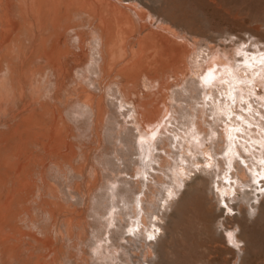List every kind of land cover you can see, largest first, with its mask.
Returning <instances> with one entry per match:
<instances>
[{
	"label": "rangeland",
	"instance_id": "1",
	"mask_svg": "<svg viewBox=\"0 0 264 264\" xmlns=\"http://www.w3.org/2000/svg\"><path fill=\"white\" fill-rule=\"evenodd\" d=\"M31 1L32 0H30V1L29 0H10V3L12 4V6L10 8V14L11 15L10 14L7 15L6 12H3L0 10L1 11L0 13H4V15L0 14V20H1V22L4 21L2 24L6 25L4 28L6 34L9 32L8 29L11 28L10 23L7 26L8 22H12V23L17 22V24L19 23L18 27H20V28H18L19 30L16 28H15L16 30L14 29L15 30L14 32H16V33H14L12 29H10V32H13V34L9 33V34H7V35L5 34L3 36L2 48L4 47V44H6L8 42L12 43L13 41H17V39H18V41L20 39L22 40V45L20 47V53H19L20 58L19 59H13L11 61L12 66L15 67L14 68L15 76H16L15 78L19 82L18 81H12L11 77H8V80L6 78H2V79L0 78V89H1L0 92L4 94V95L3 94L0 95V124H1L0 125V132H1L0 133V158H1L0 159L1 160L0 161V178L2 179V180L0 179V187H1V189H0V200H3L4 198H6L8 201H10L12 203V206H13L12 208H14L18 213V214H15L13 220H11L7 223H4L2 225V227L5 228V229L2 228V230H6V227H7V230H9V231L15 227L17 228V230H19V229L21 230V231L19 230V232L17 234L15 232L11 233L12 232L11 231L10 232L11 235L9 234V231H4L3 234L5 235L7 233V235L9 237L2 244H0V264H2V263L3 264H5V263L6 264H9V263L10 264H23L24 260H21V259L25 258L24 262H26L27 259L28 260L34 259L35 256L37 257V256L42 255L41 257H43L44 255L49 254V252L53 249V247H54L55 251L58 252V255L56 257H54V263L53 264H93V263L94 264H104L105 260L101 259V257H99V256L95 257V258L91 256L90 257V259L92 258L91 259L92 261H91L89 259V255L86 254V252L89 249L85 248L84 246L82 247L81 243H82V241L86 242L87 238L90 239V236L93 234L94 230H99V232L103 231V225L101 224V220L98 216L104 212L103 209L107 205L106 204V201H107L106 200L107 199L106 198L107 197L106 196L107 195L106 183L111 178V176H112L111 174H113V176H115L114 174L117 175L118 173H113L115 170L117 172L119 171V173H122V174H128L129 173L128 176L132 175L131 173H133L132 163L135 162L134 161L135 160L134 154H131L132 158L134 159V160L131 159L132 162H127V164L122 163L120 160L116 162V160L118 159L120 154L122 155V153H124L125 156L128 154V156H126V157H129L130 153H132V151L130 153H128L130 150V148H128L130 136H128V138H126L124 136V134H122V136H120V137L117 136L121 130L123 131V129H118L117 125H121V124L123 125L125 111H123V112L119 111L118 112V110H116L117 109L116 108V106H117L116 101L119 100L122 103L124 102L131 107V106H133V104L136 105L140 101L141 98H149L147 100H148V102H150L148 104V106L150 108L149 107L148 108L150 111H152L149 119L152 118L151 117L152 115H156V113L153 114V112H154L153 105H154V102H156V101L158 102V105H157L158 109L157 110H159L161 108L158 106H161V105L163 106V104H165V103H169V104L174 105L173 109L175 108V105H176L175 109L177 110L178 105L180 106V103H181L180 102L181 100L179 101L178 99L181 98L180 92H181V86L182 85H181V76H180L179 72H176V70H175V62L174 61H175L176 56L175 55L173 56V53L175 54V50L180 49L181 45L184 46L188 50L193 49L194 45L191 41V38L193 37L192 35H194V34H196L197 36L194 35L193 39H195V40L197 39L198 41H199V37L201 35L202 36H206V35L209 36L210 35V37H212L214 39L217 38L216 36L220 35V37L223 40H226V36L229 37L228 35L230 34V38H233V39L239 38V39L245 41L240 46L249 45L250 43L252 44L254 41L256 42L259 39L260 40L264 39V0H156V1L155 0L154 1H152V0H149V1L148 0H130L129 4L126 5L128 8L126 6L120 5L117 2V0H103V2H102V0H86L83 8H80L83 5V3L81 5V3H80L81 1L79 2V0H77V1L72 0L71 1V2H73L72 4H71L70 0L69 1L65 0L67 3L63 0H61V1H59V0L53 1L52 0L55 4H56L55 1H57V2L59 1L58 6L56 4V7L53 6L54 3H51L52 1H50V0H49L50 2H48L47 0H46L47 2L45 0L44 1L43 0H33V3H31ZM87 1L90 3L87 4L86 3ZM95 1H96V3L98 1V3L97 4L94 3ZM113 1H114V3H113ZM127 1H129V0H127ZM38 2H39V4H38ZM108 2L109 3L112 2V4L111 3L108 4L109 7L107 5ZM115 2L119 6V7L117 6L116 8H122L121 10H123V11H121L120 9H117V12H116V10L113 12L114 14L117 13L119 15L120 12L118 13V10H120L121 13L119 16H115L111 12L112 8H114L116 5ZM152 2H155V3L152 4ZM34 3L35 4L37 3L36 5H41V7L40 6H34L33 7V5H35ZM76 3L77 4L80 3V4H78L79 9L78 8L76 9V7H77ZM134 3H137L136 5H137L138 9H141L142 11L136 9L137 7L135 8L136 5H134ZM31 4H32V6H31ZM62 4H64V5L62 6ZM66 4L69 6V8L68 7L66 8ZM141 4H142V6H141ZM46 5L51 6V7H49V9L52 8V6H53L55 8V9H53L55 13L53 12L52 9H51L52 12L50 10L48 12V8H47L48 6L46 7ZM79 5H81V6H79ZM86 5H88V6H86ZM95 5H97L96 8H95ZM112 5H113V7L111 8ZM89 6H90V8L94 7V8H92L93 10L91 9L92 14L90 13ZM29 7H30V9L36 8L34 10L36 12H34L32 10L34 12V14L37 13L36 14L37 17L40 16L44 19H42V18L40 19L38 17L40 20L38 22L37 21L38 19L35 18L36 15L31 16V14H33V13H31V14L28 13V12H31L29 10ZM58 7H59V9L60 8L61 9L60 10L57 9ZM155 7H156V9H155ZM38 8L40 9L39 11H38ZM46 8H47V12L45 11ZM87 8L89 10L86 11ZM101 8H102V10H101ZM131 8L134 11L131 10ZM151 8H153L154 10ZM67 9L68 10L70 9V11H68ZM94 9H96L95 10L96 12H93ZM24 10H25V12H24ZM79 10H81V11H79ZM105 10L107 12H105ZM143 10H146V12ZM63 11H64V15H66L64 18V21H63L64 22L63 27H65L66 30L64 28V29H61L60 31H62V30L66 31L65 32L66 34L62 31V33H63L62 37H64L65 39L67 37V39H68V48H69L70 56H68L67 58L61 57L60 61L64 62L69 67V74L67 75L64 73L65 77L63 79L61 76H56V80L53 83V81H51V76H49V78L47 77L49 74V73H47V76L45 78V82H47V83L51 82V83H49V85L47 87L46 86L47 84L45 82H44L45 84L44 83L41 84V79L39 80V78H38L39 76L36 73H35L36 75L33 74L37 68L36 63L32 60L25 61V63H24V61L21 62L20 60L22 59L23 53H25L27 50V47H26V45H27L26 41L27 40L25 39V37H27L28 40L30 39L33 41H36V40L38 41L39 39H36V37H39L38 33H40L43 30L48 29L47 27H50V26H48V23L52 26V24H54L53 22H55V20H56L55 18H57V20H58V18L60 17L59 15H61V13H63ZM136 11L138 13H136ZM56 12H60V13L57 14ZM123 12H126L127 14H129L130 18L132 19V20L130 19L131 22L126 21L127 23H131V25H129L130 27H127L128 26L127 23L125 25L122 23L126 20L125 15H123L124 14ZM147 12L151 15L153 14L152 17L146 18V15L148 16ZM38 13L40 15H38ZM44 13H45V15H44ZM49 13H51V14L53 13V14L52 15L50 14V16H48ZM93 13H95V14H93ZM140 13L142 14L143 20L138 22L135 20L134 17L136 15H139ZM143 13L144 14L146 13L145 16H143ZM21 14L23 15V17L21 16ZM41 14H42V16H41ZM84 14H85V16H84ZM97 14H98V16H97ZM99 14H103V15L106 14V15H104L105 17L107 15H109V16H107L108 18H105L103 16L104 17L103 18V17H101L102 15H100V18H99ZM127 14H126V16H128ZM68 15L69 16L71 15L70 18L74 17V18H72L74 21L72 19H69V17H67ZM122 15L125 18V19L122 18L124 21L121 19ZM154 15H156V16H154ZM9 16L11 19L8 18ZM46 16H48V17H46ZM84 17H86V18H84ZM109 17H110V19H112V21L109 19ZM116 17H118V18H116ZM34 18L37 20H34ZM45 18H47V19L49 18V19L46 20ZM119 18L122 20V22H120L121 20ZM76 19H77V21H76ZM99 19L103 20V22H102L103 27L101 26V23H100L101 21H98ZM104 19L105 20L108 19L109 21H107V23H106V21ZM160 19H162L161 23L165 22L164 23L165 26L159 25V26H161V27H159L157 25L160 29L163 27L166 28V26H167L166 22H167L170 26H172L174 29H176V31L178 29V32H175V30L172 28L174 30L175 34L179 33V35L182 34L184 36V34L186 33L185 37H188V35H189V36H191V38L188 37L186 39L183 37L185 39V43H182L183 38L181 39L178 37L179 38V40H178L175 36L171 37V35H173L172 34L173 30L170 33V31H171L170 26H167L168 29L170 28L169 31L166 30L167 28L165 29L166 30L165 32H167V33L163 32L164 28L159 31V28L155 24H156V21H160ZM41 20L42 21L45 20L48 23L46 24L45 21H43V22H45V23H43ZM127 20H129V18ZM145 20H147V21L150 20L152 24H150V21L147 22ZM163 20H165V21H163ZM35 21L38 22V23L36 22L37 26H36ZM67 21L69 22V24L67 23ZM70 21H71V23H70ZM117 21H118V23H117ZM40 22H41V24H40ZM72 22H74V23L76 22L75 24H77V25H75ZM42 23L44 26L42 25ZM88 23H89V25H88ZM104 23L109 24L108 26H110L111 24H113V25L110 26L111 28L110 27L107 28L108 26L106 27V24H104ZM143 23H145L144 25H146V26L149 23L151 26L150 25L147 26L148 29L152 28L151 29L152 32L153 33L155 32L154 34H155V36H157V37H155L156 39H154V38L151 39L150 43L148 42V40H144L145 43L143 41L141 43V41H140L142 39L141 38L142 35L144 34V32L141 31L143 34H141V32H140V30H142L144 27V26L141 27V25H143ZM196 23L198 26L196 25ZM79 24H80V26H78ZM92 24H94V25H93V28L90 30V28H88V26H92ZM114 24H116V25H114ZM41 25H42V27H41ZM46 25H47V27H46ZM120 26H121V28H120ZM136 26H137V29L135 28ZM138 26H140L139 29H138ZM68 27H70L71 29ZM78 27H79V29H78ZM123 27L125 28V30ZM21 28H23V29H21ZM156 28L158 29L157 31H156ZM101 29L103 30L104 33L101 31ZM107 29H109V31H107ZM129 29L132 30L133 33ZM153 29H155V30L153 31ZM36 30H40L37 33L38 36H37V34L36 35L34 34V35H31L33 37L30 38V34H32V32L34 33ZM77 30L79 31V33H77ZM120 30H122V31H120ZM137 30L139 31L138 34H137ZM194 30H195V33L193 34ZM122 32L124 33V35ZM168 32H169V34H168ZM180 32H184V33H180ZM161 33H162V35H161ZM75 35L76 36L79 35L80 40H83V41H80L79 45L77 43H75V40H74ZM106 35L110 36L109 37L110 40L108 39V36H106ZM119 35L120 36L122 35L120 40L123 39L122 42H125L124 47L122 45H120V44H124V43H122L120 40H118ZM136 35H138V36H136ZM139 35H140V38H138ZM224 35H225V37H224ZM6 36H8V37H6ZM100 36L103 37L104 43L102 44V47L99 50L98 40H99ZM116 36L118 39L115 38ZM125 36H126L127 40L124 39ZM202 36L200 37V39L203 38ZM9 37H10V39H9ZM14 37H15V40H14ZM105 37L107 40H105ZM163 38L167 39V41H170V42H171V40H175L176 42L173 41L174 43H170V42H167ZM189 38H190V40H188ZM218 38H219V36H218ZM116 39H117V41H116ZM137 39H138V41H137ZM157 39H159V40H157ZM162 39L165 42L162 41ZM4 40H5V42L7 40H9V41L4 43ZM90 40H91V42H90ZM155 40H157V41L155 42ZM177 40L180 42H177ZM248 40L251 42H249ZM190 41H191L190 44H192V48H191V45L189 44ZM135 42H136V44L137 43H139V44L136 46ZM154 42L157 44L158 47H155L156 44L153 46ZM186 42L189 44V46ZM147 43L150 45L149 47L147 46ZM164 43H166V44L170 43V46H172V48H170L169 45L166 46V44H164ZM227 43H228V47H230L231 44L229 43V40H226L225 44L227 45ZM261 43L263 44V42H261ZM261 43L258 42L259 45L256 43V44H254V46L251 47L255 50V52L257 54L260 53L259 51L261 49H264V45L261 46ZM141 44H144V46L142 45L143 48L140 46ZM158 44H161V45H158ZM229 44H230V46H229ZM121 46H122V49L120 51ZM134 46L137 49V54L139 53L137 55L136 50H134L133 55L136 54L137 58L132 56V51L130 52V50ZM160 46H162V48ZM90 47H92V48H90ZM111 47L113 48V50L111 49ZM145 47L146 48L148 47L147 51L145 50ZM152 47L153 48L155 47V49L157 51L155 49H153ZM164 47L166 49L165 52H164V50H165ZM166 47H168V48H166ZM138 48H140V49L138 50ZM169 48H170V50L171 49H173V50L169 51L168 50ZM150 49H153V50L150 51ZM124 50H126V51H124ZM144 50L146 51L145 53H144ZM106 51H107V53H105ZM109 51H111V52H109ZM122 51H124V54L128 55V56H126L127 58L125 56H122V55H124L123 53H121ZM149 51L152 54L151 57L149 56L150 55ZM108 52L110 54H112V55H110L112 58H108V57H110L108 55ZM147 52H149V53H147ZM100 53L102 55V60L99 59ZM171 53H172V55H171ZM144 54H146V57H144L145 56ZM166 54H168V55H166ZM120 55L123 57V59L121 61H120V59H121ZM93 56H96L97 58H94ZM131 56L136 58V59L133 58V60H132ZM139 56H140V60L136 61L139 58ZM154 56H156V57H154ZM169 56H170V59L168 58ZM143 57L145 59L147 57L149 58V59H147L148 66L146 65L147 64L146 60H143L144 59ZM152 58H153V60L154 59L155 60L152 61L151 60ZM111 59L113 61H111ZM116 60H117V62H116ZM127 60L128 61L130 60V63ZM142 60L144 61L143 64H142ZM164 60L167 62H164ZM126 61L128 62V64ZM134 61H136V63L133 65ZM119 62H121V63H119ZM150 63H152L153 65ZM168 63H169V65H168ZM113 64H115V65H113ZM122 64H124V65L121 66ZM129 64H130V66H129ZM136 64H137V66L141 64L140 65L141 67L140 66L136 67ZM142 65H144V66H142ZM145 65H146V67H145ZM157 65L161 66V67H158ZM164 65H166V67L163 68ZM2 66H3V64L1 63L0 67H2ZM109 66H110V68L113 67V68H111L113 71H111ZM126 66L130 67L129 71H127V72H126V70L128 68L126 69L125 68ZM132 66L135 68H133ZM20 67H21V69H20ZM118 67H121V68H118ZM107 68L109 69V72H108ZM132 68L134 69V71L136 73L135 74L133 72V74L135 76H133L132 72H130L131 70L133 71ZM140 68H142V69H140ZM123 69H126V70L123 71ZM146 69L148 71L150 69V71L148 72ZM24 70H26V72ZM143 70L147 71L148 75H151L152 72L154 74L152 73L151 76H148L147 74H144L145 72H143ZM129 72H130V74H128ZM155 72H157V73H155ZM104 73H106V74H104ZM141 74H143V76H141ZM244 74H245L244 77H247L246 73H244ZM32 75H35V77L31 78ZM136 75L138 78L136 77ZM144 75H147L150 79H148V77H146ZM112 76H114V77H112ZM90 77L94 78V79H90ZM105 77H107L108 79ZM129 77H130V79H129ZM110 78H111V80H109ZM35 79H37V80L35 81ZM146 79H147V81H146ZM151 79L153 82L151 81ZM9 81L11 83L12 82H14V83L10 84ZM107 81H108V84H107ZM133 81H135V82H133ZM51 84H53V85H51ZM10 85H12L13 87H10ZM20 85H22V86H20ZM95 85H96V88H95ZM151 85H153V86H151ZM154 85H155V87H154ZM44 86H46V87H44ZM50 86H51V88H50ZM61 86L63 88V91L57 92L56 95L54 94L56 97V100H54V99L53 100H48V99L42 100V107H38V105H37V102L39 101L38 96L47 95V94H45V92L48 93V91L50 92L51 89H53V88L57 89V87L60 88ZM133 87L134 88L136 87L135 89L137 90V92ZM151 87H153L152 88L153 90L151 89ZM45 88H47V91L45 90ZM48 88H49V90H48ZM156 88H157V90H156ZM76 89H78L77 92H76ZM92 89H93V91H92ZM95 89H96V92H94ZM101 89H102V91H101ZM5 90H6V92H5ZM21 90H22V92H21ZM130 90H132V91H130ZM141 90H142V92H141ZM167 90H168V92H167ZM98 91H99V93L100 92L101 93L98 94ZM138 91H139V93H138ZM175 91H176V93H174ZM177 93L180 96V98L178 97ZM139 94H140V96H139ZM95 95H97V96H95ZM131 95H132V98H131ZM175 97H176V99H175ZM85 99H87V100H85ZM91 99H92V101H91ZM129 100H131V102ZM176 100H178V101L176 102ZM151 102L153 104H151ZM159 103H161V104H159ZM263 106H264V103H262V104L257 103L258 109L264 110ZM102 107H103V111L101 110ZM90 108L93 109V111ZM178 109H180V108H178ZM29 111H30V114H29ZM65 111H69V112L65 113ZM90 111H92V112H90ZM96 111L98 113V118H97ZM40 112H41V115H40ZM50 112H53L52 114H53V119L55 122L54 124H55V126H57L56 130H60V132L61 131H63V132L61 134L62 139H60V141L58 143V146L60 144H62L61 147L59 146L61 149L59 148V152L57 154L50 153V155H49L48 154L49 150H47V149H45L43 151L37 150L38 148H35L36 145L34 143H32V141L26 142L25 144L20 142V141H21V138L24 137V134L22 132H25L26 130L30 133V135H29L30 138L32 136L35 137V134L37 132H40V130H41L40 133H42L44 135L45 139L50 138V135H48L49 130L45 129L48 126L50 118H51ZM44 113H46V114L44 115ZM157 113H158V111H157ZM255 115L257 116L258 113H255ZM35 116H36V118H35ZM38 116H39V118H37ZM89 116H91V117H89ZM93 116H94V118H93ZM100 116L101 117L103 116L104 118L103 119L99 118ZM116 117L119 118L121 121H119L118 119H115ZM206 117H208V120L209 119H210V121L212 120V116L207 115ZM91 118H93V119L91 120ZM12 120H14V121H12ZM115 120L117 122L119 121V123L115 122ZM112 121H113V123H112ZM150 122H152V121H150ZM91 123L93 124V127H92ZM96 123H98V124H96ZM37 125L42 126L43 128L38 130V128L36 127ZM96 126H97V128L95 130ZM181 129H182V127H181ZM181 129H180V131H181ZM36 130H38V131H36ZM14 131H16V132H14ZM178 131H179V129H178ZM19 133L22 135L19 136L18 135ZM15 134H16V136H15ZM35 138H37V137H35ZM117 139L123 141V143H121L122 145H120V144L113 145ZM61 140H63V141L65 140L64 141L65 145H63V143H61L62 142ZM15 141H17V143ZM72 146H73V148H72ZM119 146H120V148H122V151H121V149L120 150L118 149ZM125 146H128V147H125ZM9 147H10V149H9ZM28 147H29V150H28ZM25 148H26V150H24ZM124 148H127L126 154L123 151ZM117 149L121 152H117L118 151ZM1 151H2V153H1ZM116 152L118 153V157H117ZM14 153L18 157L11 156V155H14ZM19 154H21V155H19ZM124 155H122V156H124ZM29 156L30 157L32 156L31 158H33V159H31ZM62 156H65L64 159ZM66 156H68V158ZM113 156L116 157L117 159L116 158L113 159ZM122 156L120 158H125V156L124 157H122ZM12 157L13 158L15 157L13 160L14 162L12 161V159H13ZM60 157H61V159H60ZM109 157H112V158H109ZM29 158L31 159L30 161H29ZM15 159H17V161ZM24 159H25V161H24ZM7 160H9L8 161L9 163L7 162ZM33 160L35 163H33ZM40 160L42 162H40ZM111 160H112V162H111ZM36 161H37V163H36ZM113 161L116 163L115 166H114L115 163ZM59 162L61 165L59 164ZM24 163H25V165H24ZM106 163H107V165H106ZM111 163H113V164H111ZM9 164H11L12 167ZM15 164H17V166H16V168H13V167H15ZM22 164H23V169H22ZM125 164L128 165L127 167H130V168H128V170H127V168H125V166H126ZM121 166H124V168L122 167V169H121ZM20 167L22 170H19ZM24 168H26V169L28 168V169L26 170ZM13 169H16V170L13 171ZM17 170H19V171H17ZM155 170H156V172L157 171L161 172L160 168H157ZM110 171H112V172H110ZM125 171H127V173ZM17 172H19V173H17ZM107 173H109V174H107ZM109 175H111V176H109ZM177 177H180V175H178ZM112 178H115V177H112ZM1 181H3V182H1ZM29 182H30V184L27 185V183H29ZM1 183L3 184L2 186H1ZM23 185H25L26 188ZM28 186H29L30 190L28 189ZM132 187L135 190L138 189L137 185L133 184ZM19 188H21V190ZM198 189L194 190V192L192 190L188 195L185 196L186 198H183L177 204L173 205V207H171L172 209L171 208L167 209L166 212H172L173 214L174 213L175 214L173 215L174 218L171 222L172 224H170V227L167 230L163 231V235L160 237L161 241L159 239L157 242L153 241V244L149 245L148 240H146L147 243L145 244L144 241L137 239L138 237L135 236L134 241L132 242V246L130 244L127 245L128 247L125 246L126 247L125 251L127 252V254H129V256H132L131 254H133V253L136 254V256H138V259H139V260L136 259L138 262H140L142 259H144L143 261H146L149 259V262H146L147 264H232L234 262L235 258L232 256V254H229L226 250H224V247H223L224 243H222L221 235H219V234H221V232H218V233L214 232V230L211 228L210 222L214 221L218 214L213 213V217H212V214L210 215L208 213V211L206 209L207 208V206H206L207 196H205V193L202 192V190H200V188H198ZM69 191H71L73 193V196ZM99 191H101V192L99 193ZM228 191H229V195H230L229 197H232L234 195L233 190L228 189ZM31 192H32V194H31ZM52 192H54V193H52ZM68 192L71 195L68 194ZM18 193L21 195H19ZM11 195H14V196H11ZM10 196L13 198L10 199ZM34 196H35V198H34ZM78 196H79V198L76 199L75 197H78ZM20 197H22L23 199ZM28 197L30 199H28ZM187 197H189V198H187ZM97 199H99V201ZM100 199L102 200V202H100L101 201ZM75 200H77V201L75 202ZM96 200H97V202H96ZM103 200H104V202H103ZM229 203L232 204L231 201ZM22 208H24V209L26 208L25 209L27 212L26 216L23 215ZM233 208H234V210L230 211V214H229L230 216H233L234 214H238V211L235 210V207H233ZM18 209H19V211L21 210L20 213H19ZM45 211H47V213ZM34 214H36V215H34ZM19 215H20V217H19ZM29 215H31L32 217ZM175 215H176V217H175ZM208 218H211V220L209 219L210 222H207ZM222 218L223 217H220V219H222ZM165 219L167 220V217L164 218V220ZM32 220L35 221L33 223V225H32ZM229 221L231 222V220H229ZM229 221L227 220L224 222H229ZM241 223H242L241 227H244L243 231L246 234V236H245L246 248L244 247V250L238 252L240 255V257H239L240 259L238 258L236 264H239V263L240 264H264V262H263L264 261V218L254 219L250 223H245L244 221ZM10 226L12 228H10ZM68 226H69V228H68ZM82 227L84 229H82ZM66 228H68V232L65 231V230H67ZM80 228H81V230H84V231L86 230V234H87L86 236H84L85 233H84V231H81ZM217 229H219V228H217ZM60 231H61V233H60ZM40 232H41V234H40ZM80 232L83 233L82 237H85V238H81L80 235H82V234ZM12 234H15V235L19 234L18 237H15V235H13L14 238H16L17 240L12 238ZM20 234H21V236H20ZM23 234H25V235H23ZM78 234H79L80 238L78 237ZM162 238H164V239H162ZM47 240H49L50 244L48 242H46ZM45 242H46V244H45ZM122 242H125V241H122ZM9 243L13 244V245L11 244L12 247L9 246L10 245ZM25 243H26V245H25ZM41 243H43V244H41ZM17 245H18V247H17ZM148 245H149V247H148ZM220 245H222L223 250L220 248L221 247ZM26 246H28V247H26ZM135 246H137V248ZM15 247H17L18 249ZM48 247H50V248H48ZM155 247H157V248H155ZM80 248L81 249L83 248L84 251L86 250L85 254H84V251H80L81 250ZM128 249H129V251H128ZM150 249H151V252H150ZM157 250L159 252H156ZM145 251H146V253H145ZM12 252H14L13 255H12ZM128 252H131V254ZM153 252H154V254H153ZM160 252H161V254H160ZM134 254L132 256L133 258L136 257ZM142 254L143 255L146 254V255H144V257H143ZM157 254L159 255L158 256L159 258L157 257ZM41 257H38V258L41 259ZM132 257H131V259H133ZM151 258H152V260L150 262ZM60 259H61V261H60ZM226 259L228 260V262ZM78 260L80 263H78ZM80 260H82V261H80ZM113 260L111 257L109 258V262H111L110 264H114V263L118 262L116 260H114V261ZM143 261H141V263ZM154 261H155V263H154ZM146 263L143 262L142 264H146Z\"/></svg>",
	"mask_w": 264,
	"mask_h": 264
},
{
	"label": "bare ground",
	"instance_id": "2",
	"mask_svg": "<svg viewBox=\"0 0 264 264\" xmlns=\"http://www.w3.org/2000/svg\"><path fill=\"white\" fill-rule=\"evenodd\" d=\"M30 1V0H29ZM44 1V0H43ZM46 1V0H45ZM48 2L52 1V0H47ZM46 1V2H47ZM54 1V0H53ZM51 3H54V2ZM61 1V0H59ZM59 1H55L57 6ZM65 1V0H63ZM67 1V0H66ZM65 1V2H66ZM69 1V0H68ZM72 0H70L71 2ZM77 1V0H76ZM81 1V2H80ZM84 1V2H83ZM86 0H79V2L83 3V5H79L81 6L80 8H83L84 3ZM149 1V0H148ZM154 1V0H152ZM156 1V0H155ZM21 2V1H20ZM37 2V1H36ZM45 2V3H46ZM103 2V0H102ZM117 2L122 5V6H126L129 4L130 0H117ZM31 3H33V0L31 1ZM64 3V2H63ZM67 3V2H66ZM73 2H71L72 4ZM78 3V4H80ZM87 4L90 2H86ZM96 3V1L94 2ZM98 3V1H97ZM96 3V4H97ZM112 4V2H110ZM109 2L107 3L110 4ZM114 3V1H113ZM155 2H152V4ZM35 4V3H34ZM37 4V3H36ZM33 5L34 6H40L41 5ZM39 4V2H38ZM48 4V3H47ZM56 4L54 3V7H56ZM78 4L76 3L77 7ZM92 4V3H91ZM116 4V2H115ZM137 3H134V5H136ZM146 4V3H145ZM159 4V3H158ZM30 5V4H29ZM64 4H62L63 6ZM133 5V4H132ZM140 5V4H139ZM148 5V4H147ZM12 4L10 3V0H0V10L3 12H6L7 15L10 14V8H11ZM32 6V4H31ZM48 6V7H47ZM52 6V8L49 9V5H46V7L48 8V12L49 10L52 12L53 9H55ZM74 6V5H73ZM88 6V5H86ZM85 6V7H86ZM97 5H95L96 8ZM118 5L116 4L114 8L113 5L111 6L112 10L111 12L113 13L115 10L117 12V9H122V8H116ZM142 6V4H141ZM140 6V7H141ZM26 7V6H25ZM39 7V8H40ZM61 7V6H60ZM69 8V6L66 4V8ZM72 7V6H71ZM70 7V8H71ZM109 7V5H108ZM119 7V6H118ZM127 7V6H126ZM137 7V5L135 6V8ZM139 7V8H140ZM148 7V6H147ZM154 7V6H153ZM38 8V11L40 10ZM47 8L45 9V11L47 12ZM65 8V7H64ZM65 8V9H66ZM90 8V6H89ZM94 8V7H92ZM90 8V13H91V9ZM116 8V9H115ZM128 8V7H127ZM133 8V7H132ZM131 8V10H133ZM134 8V9H135ZM142 8V7H141ZM28 9V8H27ZM36 8L30 9L29 10L31 12L28 13H33L31 14V16L36 15L37 13L34 14V11ZM52 9V10H51ZM59 9V7L57 8ZM56 9V10H57ZM61 9V8H60ZM59 9V10H60ZM138 9V7L136 8ZM143 9V8H142ZM153 9V8H151ZM156 9V7H155ZM158 9V8H157ZM26 10V9H25ZM24 10V12H25ZM34 12H33V11ZM68 10V9H67ZM75 10V9H74ZM85 10V9H84ZM89 10L88 8L86 9V11ZM93 10V9H92ZM96 9H94L93 12ZM102 10V8H101ZM107 10V9H106ZM105 10V12H107ZM118 10V13L123 10ZM140 11H142L141 9H138ZM137 10V11H138ZM154 10V9H153ZM0 11V12H1ZM66 11V10H65ZM70 11V9L68 10ZM67 11V12H68ZM81 11V10H79ZM85 11V12H86ZM128 11V10H127ZM134 11V10H133ZM136 11V13H138ZM146 12V10H143ZM54 12V10H53ZM84 12V13H85ZM5 13V14H6ZM22 13V12H21ZM55 13V12H54ZM57 14L60 12H56ZM82 13V12H81ZM98 13V12H97ZM119 13V15H120ZM125 15L126 20L124 21L122 18H124V16L122 15L121 19L125 22H122V20L120 22H122L124 25L129 21H130V16L129 14H127L126 12H123ZM135 13V12H134ZM148 13V12H147ZM151 13V12H150ZM1 15H4V13H0ZM24 14V13H23ZM51 13H49L48 16H50ZM53 14V13H52ZM51 14V15H52ZM64 14V11H63ZM66 14V13H65ZM68 14V13H67ZM92 14V13H91ZM95 14V13H93ZM107 14V13H106ZM104 14V15H106ZM114 14V13H113ZM112 14V15H113ZM126 14L128 16H126ZM141 14V13H140ZM136 15L134 18L136 21H142V14L141 15ZM146 14V13H145ZM145 14L143 13V16H145ZM158 14V13H157ZM11 15V14H10ZM38 15H40L38 13ZM45 15V13H44ZM43 15V16H44ZM55 15V14H54ZM53 15V16H54ZM72 15V14H71ZM70 15V16H71ZM89 15V14H88ZM100 15H102L101 17H103V14H99V18ZM115 16H119L117 13L114 14ZM113 15V16H114ZM150 15V16H149ZM153 15V14H152ZM151 14L148 13V16L146 15V18H150L152 17ZM6 16V15H5ZM21 16L23 17V15L21 14ZM42 16V14H41ZM46 16V17H48ZM52 16V17H53ZM57 16V15H56ZM66 16V15H65ZM68 15L67 17H69V19H72L74 17H71ZM85 16V14H84ZM92 16V15H91ZM95 16V15H94ZM98 16V14H97ZM109 16V15H107ZM105 18H108V17ZM156 16V15H154ZM3 17V16H2ZM40 19L42 17L38 16ZM37 17V15L35 16L34 20H37L38 22L40 21L39 18ZM58 17V16H57ZM62 17V14H61ZM64 17V15H63ZM90 17V16H89ZM103 17V18H104ZM111 17V16H110ZM109 17V19H110ZM159 17V16H158ZM4 18V17H3ZM10 18V16L8 17ZM51 18V17H50ZM55 18V17H54ZM86 18V17H84ZM96 18V17H95ZM118 18V17H116ZM124 18V19H125ZM129 18V20H127ZM145 18V19H146ZM11 19V18H10ZM44 19V18H42ZM46 20H48L47 18H45ZM53 19V18H52ZM55 22H53L55 25L58 22L57 18H55ZM59 19V18H58ZM67 19V18H66ZM68 19V20H69ZM90 19V18H89ZM156 19V18H155ZM154 19V20H155ZM4 20V19H3ZM24 20V19H23ZM33 20V21H34ZM51 20V19H50ZM54 20V19H53ZM73 20V19H72ZM81 20V19H80ZM96 20V19H95ZM105 20V19H104ZM112 21V19H110ZM132 20V19H131ZM134 20V19H133ZM11 21V20H10ZM35 21V23L37 22ZM42 21V20H41ZM45 21V20H43ZM42 21V22H43ZM52 21V20H51ZM60 21V20H59ZM66 21V20H65ZM74 21V20H73ZM77 21V19H76ZM98 21H101V26L103 25V20L99 19ZM106 23L107 21H109L108 19L105 20ZM104 21V22H105ZM127 21V22H126ZM147 21V20H145ZM150 21V20H148ZM147 21V22H148ZM162 19H160V21H156V26L158 25H164V23H161ZM165 21V20H163ZM4 21L1 22L0 20V36L1 34L4 36L2 28H5V26H3L4 24H2ZM37 22V23H38ZM46 24L48 23L47 21H45ZM43 22V23H45ZM50 22V21H49ZM133 22V21H132ZM197 22V21H196ZM11 26L12 22H8L7 26L9 25ZM17 24V22H15ZM12 24V25H15ZM25 23V22H24ZM36 23V26H37ZM42 23V25H43ZM52 23V22H51ZM59 23V22H58ZM56 28L59 26L62 27L61 25H58ZM66 23V22H65ZM67 23L69 24V22L67 21ZM71 23V21H70ZM74 23V22H72ZM76 23V22H75ZM74 23V24H75ZM104 23V24H106ZM112 23V22H111ZM110 23V24H111ZM115 23V22H114ZM118 23V21H117ZM116 23V24H117ZM146 23V22H145ZM145 23H143V25H141V27H143L142 30H140V32H144V34L141 32L142 35V39L140 40L141 43L142 41L144 42V40H148V42L150 43L151 39H156L155 37V32H152V28L149 30L147 26H149L150 24L148 23V25H144ZM155 23V22H154ZM41 24V22H40ZM52 24V25H54ZM60 24V23H59ZM64 24V23H63ZM67 24V25H68ZM73 24V25H74ZM114 24V25H116ZM142 24V23H141ZM41 25V27H42ZM77 25V24H75ZM89 25V23H88ZM92 26H88V28H90V30L93 28ZM97 25V24H96ZM109 24H106V27ZM113 25V24H111ZM110 25V26H111ZM127 27H130L129 25H131V23H127ZM140 25V24H139ZM167 26H170L167 22H166ZM197 25V23H196ZM201 25V24H200ZM3 26V27H2ZM9 26V27H10ZM16 26V25H15ZM40 26V25H39ZM44 26V25H43ZM48 26L51 27V25L48 23ZM70 26V25H69ZM80 26V24L78 25ZM100 26V27H101ZM110 26H108L107 28H109ZM151 26V25H150ZM157 26V27H158ZM159 26V27H161ZM165 26V25H164ZM166 26V28H167ZM174 26V25H173ZM198 26V25H197ZM47 27V25H46ZM45 27V28H46ZM47 27V28H50ZM54 27V26H52ZM67 27V26H66ZM74 27V26H73ZM72 27V28H73ZM103 27V26H102ZM126 27V26H125ZM132 27V26H131ZM146 27V28H145ZM158 27V28H159ZM8 28V27H7ZM20 28V27H18ZM16 28V29H18ZM54 28V30L56 29ZM65 28V27H64ZM70 28V27H68ZM111 28V27H110ZM121 28V26H120ZM124 28V27H123ZM122 28V29H123ZM137 29V26L135 27ZM140 28V26H138V29ZM164 28V27H163ZM161 28V29H163ZM164 28L163 32H165L166 30H170V33L172 32V30L174 29L172 26H170V28L166 29ZM173 28V29H172ZM11 29V28H10ZM10 29H8V33L10 32ZM13 32L16 30H14V28L12 27ZM23 29V28H21ZM20 29V30H21ZM40 29V28H39ZM44 29V28H43ZM62 29V28H61ZM71 29V28H70ZM79 29V27H78ZM115 29V28H114ZM132 29V28H131ZM148 29V30H147ZM159 28V31L161 30ZM166 29V30H165ZM197 29V28H196ZM195 29V30H196ZM200 29V28H199ZM19 30V29H18ZM41 30V29H40ZM38 30V31H40ZM47 30V29H46ZM66 30V28H65ZM95 30V29H94ZM113 30V29H112ZM125 30V28H124ZM127 30V29H126ZM130 30V29H129ZM155 29H153L154 31ZM158 29L156 28V31ZM175 32H178V29L176 31V29H174ZM172 32L173 35L175 36L178 40L179 38H188L191 36L188 35V37H185L181 34L179 35V33ZM195 30L193 32V34L195 33ZM202 30V29H201ZM37 31V30H36ZM35 31V32H36ZM44 31V30H43ZM41 31V32H43ZM51 31V29H50ZM56 31V30H55ZM63 32H66L64 30H62ZM69 31V30H68ZM98 31V30H97ZM101 31L103 32V30L101 29ZM107 31H109V29H107ZM118 31V30H117ZM116 31V32H117ZM122 31V30H120ZM132 32V30H130ZM135 31V30H134ZM12 32V34H13ZM49 32V29H48ZM57 32V31H56ZM56 32L54 34H56ZM113 32V31H112ZM119 32V31H118ZM138 30H137V34H138ZM52 33V31H51ZM49 32V34H51ZM58 33V32H57ZM93 33V32H92ZM104 33V32H103ZM108 33V32H107ZM123 33V32H122ZM133 33V32H132ZM167 33V32H165ZM164 33V34H165ZM180 33H184V32H180ZM197 33V32H196ZM6 34V35H7ZM11 34V35H12ZM26 34V33H25ZM39 34V33H38ZM37 34V36H38ZM63 34V33H62ZM68 34V33H67ZM110 34V33H109ZM112 34V33H111ZM159 34V33H158ZM157 34V35H158ZM169 34V32H168ZM216 34V33H215ZM229 34V33H228ZM10 35V36H11ZM20 35V34H19ZM31 35H34V33L32 32V34H30V38L33 37ZM47 35V34H45ZM92 35V34H91ZM124 35V33H123ZM162 35V33H161ZM196 35V34H194ZM194 35H192L193 37L191 38V41L194 45L193 49H186L184 46L181 45L180 49L175 50V54L173 53V56L175 55V70L176 72H179L180 76H181V98L178 95V97L180 99H178L180 102V106L178 105V109L175 108L173 109L174 105L169 104V103H165L163 104V106H158L161 107L159 110H157V105L158 102H154L153 105V114L156 113V115H152L151 119L150 115L152 113V111L149 110V106L148 104L150 102H148L147 99L149 98H141L140 101L135 105L133 104V106H129L126 103H122L121 101L117 100L116 101V110H118V112H123L125 111V115H124V122L123 125H117L118 129H123V131L121 130L118 133V137L122 136V134H124V136L126 138H128V136H130V140H129V147L130 148L129 152L130 153L132 151L131 154H134L135 156V160L132 158V155L129 157L128 154L125 156L124 153H122V155L125 156V158H120L121 156L119 155L118 157V153L117 152H121L122 148H120V146L118 147V149L121 151L116 152L117 153V157L113 156V159L116 158V162L117 161H121L122 163H126L127 162H132L131 159H133L135 162L132 163V171L133 173H131L132 175L128 176V174H122L119 173V171L116 172L114 171L113 173H118L117 175L114 174L115 176H113V174L109 175L115 178H109L107 183H106V190H107V201H106V206L104 207V212L102 214H100L98 217L101 220V224L103 225V231L99 232V230H94L93 234L90 236V239L87 238L86 242L82 241L81 245L82 247L84 246L85 248L89 249L87 252L86 250L84 251V249L80 251H84V254L86 252V254L89 255V259L90 257H101V259L105 260L104 264H110L111 262H109V258L111 257L112 260H116L118 262L114 263V264H142L143 262H149V259L146 261H143L144 259H142L141 261H143L141 263L138 262L136 259H138V256H136V254H134L136 257H132L133 254H131L132 256H129V254H127V252L125 251V248L128 247L127 245H131L132 246V242L134 241V237L137 236V239H140L141 241H144L145 244L147 243L146 240H148V244H153V241L157 242L160 237L163 235V231L167 230L170 227V224H172V220L174 218V214L172 212H166L167 209L173 207V205L177 204L179 201H181L183 198H186L185 196L188 195L192 190L194 192V190L200 188V190H202V192L205 193V196H207V211L208 213L213 217V213L218 214L217 217L215 218L214 221H211V218H208L207 222H210L211 224V228L214 230V232H221V238H222V243H224V250H226L229 254H232V256L235 258L234 262L232 264H236L238 258L240 257L239 255V251L244 250L245 246V232L244 227H241V222H245V223H250L252 220L257 219V218H264V110H260L257 108V103L258 104H262L264 103V49H261L259 52L261 53H256L255 50L253 48H251L252 46H254V44H258L263 42V44L261 43V46L264 45V39L262 40H257L256 42L254 41L251 45H244V46H240L241 44H243L245 41L241 40L239 38H230V34L228 35L229 37L226 36V40H229V46L228 47V43L227 45L226 40H223L220 35L219 38L218 36H216L217 40L210 37L209 36H202L203 38L200 39L199 37V41L194 38ZM199 35V34H198ZM40 37L43 36V33L41 35H39ZM52 36V35H51ZM50 36V37H51ZM55 35H53L52 37L54 39H58L57 37H54ZM57 36V34H56ZM97 36V35H96ZM108 36V35H106ZM118 36V35H117ZM117 36L115 38H117ZM122 36V35H121ZM121 36L119 35V39L121 38ZM134 36V35H133ZM138 36V35H136ZM169 36V35H168ZM197 36V35H196ZM251 36V35H250ZM8 37V36H6ZM49 37V35L47 36ZM110 36H108V39ZM131 37V36H130ZM174 37V38H175ZM179 37V38H178ZM223 37V36H222ZM225 37V35H224ZM15 38V37H14ZM20 38V37H19ZM46 38V37H44ZM43 38V39H44ZM53 38H50V44ZM112 38V37H111ZM140 38V35L139 37ZM173 38V39H174ZM183 38V42L185 43V39ZM190 38L188 40H190ZM10 39V37H9ZM12 39V38H11ZM36 39H39L40 41L43 39H40L38 37H36ZM61 39V38H60ZM91 39V38H90ZM116 39V41H117ZM124 39H126V36L124 37ZM129 39V38H128ZM165 39V38H163ZM162 39V41H164ZM169 39V38H168ZM30 40V39H29ZM49 40V38H48ZM47 40V41H48ZM64 40V39H63ZM62 40V41H63ZM74 40L75 43H77L79 45L80 40L79 36L75 35L74 36ZM105 40L106 37H105ZM127 40V39H126ZM159 40V39H157ZM155 40V42L157 41ZM167 41V39H165ZM171 40V39H170ZM177 42H180L178 41ZM187 40V41H188ZM250 40V39H249ZM248 40V41H249ZM9 41V40H7ZM6 41V42H7ZM28 41V40H27ZM46 41V43H47ZM65 41V40H64ZM121 42L123 41V39L120 40ZM136 41V40H135ZM138 41V39H137ZM139 41V42H140ZM153 41V40H152ZM176 42L175 40H171L167 41L170 43H174ZM191 41L189 42V44L191 43ZM247 41V40H246ZM4 42V43H6ZM36 44H40L41 42H38L37 40L35 41ZM44 42L45 39L43 41V48L44 46ZM91 42V40H90ZM89 42V43H90ZM109 42V41H108ZM127 42V41H126ZM131 42V41H130ZM133 42V41H132ZM154 42L153 46L156 44ZM165 42V41H164ZM166 42V43H167ZM228 42V41H227ZM251 42V41H249ZM9 43V42H8ZM33 43V40L31 42L30 40V44ZM56 43V41L54 42ZM58 43V42H57ZM60 43V42H59ZM64 43V42H63ZM104 43V39L103 37L100 36L99 40H98V47L99 50L102 47V44ZM124 44H120L124 47L125 42H122ZM145 43V42H144ZM164 43V44H166ZM170 48H172V46H170ZM187 43V42H186ZM28 44V43H27ZM35 44V43H34ZM61 44V43H60ZM129 44V43H128ZM139 43L135 45L137 46ZM162 44V43H161ZM158 44V45H161ZM188 44V43H187ZM188 44V46H189ZM6 48L7 44H4ZM38 45V46H40ZM93 45V44H92ZM144 44H141L140 46L143 48ZM172 45V44H171ZM191 48H192V44ZM259 45V44H258ZM1 46V45H0ZM3 46V45H2ZM30 45H28L27 48H32ZM38 46H34V47H38ZM91 46V45H90ZM122 46L120 47V51L122 49ZM147 46L149 47L150 45L147 43ZM163 46V45H162ZM162 46H160L162 48ZM174 46V45H173ZM250 46V47H249ZM48 47L47 49H49L50 46H46ZM45 47V48H46ZM61 47V46H59ZM67 48V45L65 46ZM89 47V46H88ZM130 47V46H129ZM135 47V46H134ZM132 48L130 50V52L132 51V56L136 57L137 54V49ZM139 47V46H138ZM147 47V48H148ZM155 47H158L157 44L155 45ZM155 47L153 49H155ZM159 47V48H160ZM8 48V47H7ZM62 48V47H61ZM66 48L64 50H66ZM79 48V47H78ZM87 48V47H86ZM92 48V47H90ZM107 48V47H106ZM147 48L145 47V50L147 51ZM168 48V47H166ZM170 48L168 49L169 51L173 50ZM174 48V47H173ZM179 48V47H178ZM262 48V47H261ZM36 49V48H35ZM33 48L34 51H37V49L35 50ZM58 49V48H57ZM61 50V54L63 52H65L64 50ZM80 49V48H79ZM111 49L113 50V48L111 47ZM140 48H138L139 50ZM153 49H150V51H152ZM165 49V47H164ZM163 49V50H164ZM1 50V47H0ZM3 50V49H2ZM9 51V49H7ZM16 50V49H15ZM32 50V52H33ZM55 50V49H54ZM60 50V49H59ZM86 50V49H85ZM108 50V49H107ZM134 50H136V54H134ZM144 50V53L146 52ZM156 50V49H155ZM154 50V51H155ZM28 51L31 52V49H29ZM47 51V50H45ZM50 51V50H49ZM68 51V49H67ZM126 51V50H124ZM124 51H122L121 53L124 54ZM149 51V52H150ZM157 51V50H156ZM166 51V49L164 50V52ZM38 52V51H37ZM36 52V53H37ZM48 52V51H47ZM58 51H56L57 53ZM69 52V51H68ZM111 52V51H109ZM108 52V55H112ZM147 52V53H149ZM168 52V51H167ZM35 54V52H33ZM32 53V54H33ZM45 53V52H44ZM93 53V52H92ZM103 53V52H102ZM107 53V51L105 52ZM127 53V52H126ZM146 53V54H147ZM157 53V52H156ZM4 54V53H3ZM5 54H8V52ZM27 54V52H26ZM29 54V53H28ZM27 54V56H28ZM33 54V55H34ZM39 54V53H38ZM50 54V53H49ZM47 53L46 56L49 55ZM67 54V53H66ZM65 54V55H66ZM139 54V53H138ZM137 54V55H138ZM146 54H144L146 57ZM162 54V53H161ZM54 55V53H53ZM93 55V54H92ZM106 55V54H105ZM122 55V54H121ZM120 55V56H121ZM151 52H150V57H151ZM163 55V54H162ZM168 55V54H166ZM170 55V54H169ZM172 55V53H171ZM8 56V55H7ZM6 56V59L9 61V57ZM26 56V55H24ZM32 56V55H31ZM55 56V55H54ZM53 56V57H54ZM58 56V54H57ZM61 56V55H60ZM59 56V59H60ZM122 56H128L126 54L122 55ZM121 56L120 61L123 59V57ZM131 56V57H132ZM180 58H179V57ZM1 57V56H0ZM33 57H36V55H34ZM42 57V56H41ZM94 58H97L96 56H93ZM124 57V58H125ZM132 57V60L133 58ZM143 57V58H144ZM156 57V56H154ZM159 57V56H158ZM172 57V56H171ZM20 58V55H19ZM30 58V57H29ZM28 58V59H29ZM49 57H47L46 60H48ZM108 58H112L111 56ZM120 58V57H119ZM118 58V59H119ZM127 58V57H126ZM134 58V59H136ZM170 59V56L168 57ZM24 60L26 59V57L23 58ZM51 58H49L50 60ZM54 60V58H52ZM58 59V58H57ZM99 59L102 60V55L100 53ZM147 59H149L148 57L143 60H146L147 63ZM2 60V59H1ZM36 60V59H35ZM34 60V62H35ZM40 59H37V61ZM48 60V61H49ZM105 60V59H104ZM110 60V59H109ZM125 60V59H124ZM140 60V56L136 61ZM142 60V64L143 61ZM152 61L153 58L151 59ZM157 60V59H156ZM166 60V59H165ZM164 62H167L165 61ZM7 61V62H8ZM21 62L23 61L22 59L20 60ZM27 61V60H25ZM43 61V59L41 60ZM57 61V60H56ZM95 61V60H94ZM98 61V60H97ZM111 61H113L111 59ZM128 61V60H127ZM126 61V62H127ZM136 61H134L133 65L136 63ZM150 61V60H149ZM11 62V61H10ZM45 62V61H43ZM52 62V61H51ZM117 62V60H116ZM125 62V63H126ZM130 63V60L128 61ZM127 62V64H128ZM132 62V61H131ZM151 62V61H150ZM160 62V61H159ZM25 63V62H24ZM37 63V62H36ZM60 63V61H59ZM96 63V62H95ZM121 63V62H119ZM118 63V64H119ZM124 63V64H125ZM138 63V62H137ZM153 63V62H152ZM150 63V64H152ZM158 63V62H157ZM10 64V63H7ZM54 64V63H53ZM61 64V63H60ZM117 64V65H118ZM124 64H122L121 66H123ZM154 64V63H153ZM152 64V65H153ZM167 64V63H166ZM56 65V64H55ZM115 65V64H113ZM126 65V64H125ZM141 65V64H140ZM140 65L136 67H139ZM148 66V63L146 64ZM145 65V67H146ZM160 65V64H159ZM169 65V63H168ZM9 66V65H8ZM21 66V65H20ZM39 66V65H38ZM54 66V65H51ZM111 66V65H110ZM109 66V68H110ZM120 66V65H119ZM130 66V64H129ZM125 67L126 69H123L127 71H129L130 67ZM144 66V65H142ZM155 66V65H154ZM158 66V65H157ZM24 67V66H23ZM41 68V66H39ZM38 68V73L37 74H41L42 72L40 71L41 69ZM45 67V66H44ZM59 67V66H58ZM56 65V68H58ZM116 67V66H115ZM133 67V66H132ZM141 67V66H140ZM156 67V66H155ZM154 67V68H155ZM161 67V66H158ZM166 67V65L163 66V68ZM10 68V67H9ZM12 68V67H11ZM10 68V69H11ZM15 68V67H13ZM13 68L11 69V71H13V73H15L13 70ZM37 68L36 71L33 73L35 74L37 72ZM51 68V67H50ZM63 68V67H62ZM113 68V67H111ZM110 68V69H111ZM121 68V67H118ZM117 68V69H118ZM135 68V67H133ZM132 68V69H133ZM21 69V67H20ZM35 69V68H34ZM33 69V70H34ZM40 69V70H39ZM52 69V68H51ZM50 69V71H51ZM54 69V68H53ZM108 69V68H107ZM139 69V68H138ZM142 69V68H140ZM145 69V68H144ZM19 70V69H18ZM45 70V68H44ZM147 70V69H146ZM164 70V69H163ZM10 71V73H12ZM26 72V70H24ZM23 71V72H24ZM43 71V69H42ZM91 71V70H90ZM111 71H113L111 69ZM110 71V72H111ZM118 71V70H117ZM148 71V70H147ZM147 71L143 70V72H145L144 74H147ZM150 71V69H149ZM148 71V72H149ZM159 71V70H158ZM22 72V71H21ZM24 72V73H25ZM41 72V73H40ZM47 71H44V74ZM64 72V71H62ZM109 72V69H108ZM120 72V71H119ZM118 72V73H119ZM130 72L135 73L134 69L133 71L131 70ZM130 72L128 74H130ZM175 72V73H176ZM23 73V74H24ZM91 73V72H90ZM116 73V72H115ZM121 73V72H120ZM125 73V72H124ZM138 73V72H137ZM141 73V72H140ZM153 73V72H152ZM151 73V75H152ZM157 73V72H155ZM162 73V72H161ZM244 73H246L247 77H244ZM50 74V73H49ZM48 74V78L49 75ZM96 74V73H95ZM106 74V73H104ZM123 74V73H122ZM136 74V73H135ZM154 74V73H153ZM4 75V74H3ZM0 75V78H4V76ZM18 75V74H17ZM26 75V74H25ZM24 75V76H25ZM36 75V74H35ZM35 75H32L31 78L35 77ZM112 75V74H111ZM124 75V74H123ZM144 75L146 77L151 76V75ZM157 75V74H156ZM176 75V74H175ZM7 76V75H5ZM13 76V75H12ZM30 76V75H29ZM45 76V75H44ZM57 76H60L59 73ZM116 76V75H115ZM133 76H135L133 74ZM141 76H143V74H141ZM14 77V76H13ZM16 77V76H15ZM14 77V78H15ZM23 77V76H22ZM21 77V78H22ZM26 77V76H25ZM62 77V75H61ZM65 77V76H64ZM92 77V76H91ZM90 79H94L91 78ZM108 77V76H107ZM105 77V78H107ZM114 77V76H112ZM131 77V76H130ZM129 77V79H130ZM137 77V75H136ZM157 77V76H156ZM13 80H16V78ZM20 78V77H19ZM43 78V77H42ZM47 78V79H48ZM138 78V77H137ZM145 78V77H144ZM174 78V77H173ZM6 79L8 80V78L6 77ZM87 79V78H86ZM108 79V78H107ZM148 79H150L148 77ZM153 79V78H152ZM151 79V81H152ZM155 79V78H154ZM158 79V78H157ZM166 79V78H165ZM10 80V79H9ZM37 79H35L36 81ZM40 80V79H39ZM56 80V79H55ZM62 80V79H61ZM65 80V79H64ZM111 80V78L109 79ZM141 80V79H140ZM168 80V79H167ZM179 80V79H178ZM11 81V80H10ZM9 81V82H10ZM101 81V80H100ZM104 81V80H103ZM102 81V82H103ZM106 81V80H105ZM136 81V80H135ZM133 81V82H135ZM147 81V79H146ZM150 81V82H151ZM19 82V81H18ZM24 82V81H23ZM33 82V81H32ZM49 82V81H48ZM153 82V81H152ZM3 83V82H2ZM14 83V82H12ZM10 82V84H12ZM37 83V82H36ZM48 87L49 83L45 82ZM44 83V84H45ZM98 83V82H97ZM57 84V83H56ZM104 84V83H103ZM108 84V81H107ZM144 84V83H143ZM146 84V83H145ZM151 84V83H150ZM149 84V85H150ZM25 85V84H24ZM53 85V84H51ZM89 85V84H88ZM100 85V84H99ZM148 85V86H149ZM156 85V84H155ZM154 85V87H155ZM158 85V84H157ZM161 85V84H160ZM169 85V84H168ZM22 86V85H20ZM37 86V85H36ZM42 86V85H41ZM44 86V87H46ZM59 86V85H58ZM101 86V85H100ZM137 86V85H136ZM147 86V85H146ZM153 86V85H151ZM10 87H13L12 85H10ZM106 87V86H105ZM51 88V86H50ZM53 88V87H52ZM94 88V87H93ZM96 88V85H95ZM100 88V87H99ZM121 88V87H120ZM134 88V87H133ZM132 88V89H133ZM136 88V87H135ZM134 88V89H135ZM153 87H151L152 89ZM158 88V87H157ZM156 88V90H157ZM160 88V87H159ZM6 89V88H5ZM57 89H59L57 87ZM79 89V88H78ZM76 89V92L77 90ZM85 89V88H84ZM88 89V88H87ZM140 89V88H139ZM1 90V89H0ZM8 90V89H7ZM24 90V89H23ZM45 90L47 91V88H45ZM49 90V88H48ZM68 90V89H67ZM73 90V89H72ZM81 90V89H80ZM98 90V89H97ZM117 90V89H116ZM136 90V89H135ZM149 90V89H148ZM153 90V89H152ZM161 90V89H160ZM169 90V89H168ZM167 90V92H168ZM44 91V90H43ZM54 90L52 89V92ZM82 91V90H81ZM91 91V90H90ZM93 91V89H92ZM91 91V92H92ZM100 91V90H99ZM98 91V94H100ZM102 91V89H101ZM132 91V90H130ZM134 91V90H133ZM6 92V90H5ZM22 92V90H21ZM42 92V91H41ZM49 92V91H48ZM90 92V93H91ZM96 92V89L95 91ZM137 92V90H136ZM135 92V93H136ZM142 92V90H141ZM46 93V92H45ZM51 93V92H50ZM111 93V92H110ZM130 93V92H129ZM139 93V91H138ZM176 93V91L174 92ZM173 93V94H174ZM3 94L0 92V95ZM41 94V93H40ZM48 94V93H46ZM143 94V93H142ZM4 95V94H3ZM14 95V94H13ZM23 95V94H22ZM49 95V94H48ZM162 95V94H161ZM169 95V94H168ZM176 95V94H175ZM176 95V96H177ZM7 96V95H6ZM15 96V95H14ZM46 96V95H45ZM55 96V95H54ZM89 96V95H88ZM97 96V95H95ZM140 96V94H139ZM83 97V96H82ZM113 97V96H112ZM129 97V96H128ZM138 97V96H137ZM147 97V96H146ZM172 97V96H171ZM9 98V97H8ZM39 98V97H38ZM49 98V97H47ZM93 98V97H92ZM116 98V97H115ZM132 98V95H131ZM168 98V97H167ZM3 99V98H2ZM11 99V98H10ZM21 99V98H20ZM43 99V98H42ZM88 99V98H87ZM85 99V100H87ZM153 99V98H152ZM159 99V98H158ZM176 99V97H175ZM174 99V100H175ZM132 100V99H131ZM131 100H129L131 102ZM176 100V102L178 101ZM42 102V100H40ZM92 101V99H91ZM97 101V100H96ZM169 101V100H168ZM22 102V101H21ZM90 103V102H89ZM92 103V102H91ZM110 103V102H109ZM40 104V102H39ZM98 104V103H97ZM113 104V103H112ZM129 104V103H128ZM151 104H153L151 102ZM161 104V103H159ZM92 105V104H91ZM96 105V104H95ZM99 105V104H98ZM41 107V106H40ZM98 107V106H97ZM96 107V108H97ZM100 107V106H99ZM113 107V106H112ZM149 107V108H148ZM264 107V106H263ZM101 108V107H100ZM36 109V108H35ZM91 109V108H90ZM37 110V109H36ZM93 111V109H91ZM97 110V109H96ZM103 111V107L101 109ZM115 110V111H116ZM21 111V110H20ZM42 111V110H41ZM44 111V110H43ZM90 111V112H92ZM158 111V113H157ZM89 112V113H90ZM100 112V111H99ZM13 113V112H12ZM16 113V112H15ZM53 113V112H51ZM97 113V111H96ZM102 113V112H101ZM117 113V112H116ZM255 113H258V115L256 116ZM14 114V113H13ZM22 114V113H21ZM30 114V111H29ZM46 113H44L45 115ZM48 114V113H47ZM115 114V113H114ZM11 115V114H10ZM15 115V114H14ZM37 115V114H36ZM41 115V112H40ZM43 115V116H44ZM89 115V114H88ZM93 115V114H92ZM91 115V116H92ZM122 115V114H121ZM212 116V120L210 121V119L208 120V117L206 116ZM13 116V115H12ZM89 116V117H91ZM118 117V116H117ZM115 118L118 119L119 121H121L119 118ZM36 118V116H35ZM39 118V116L37 117ZM43 118V117H42ZM94 118V116H93ZM91 118V120L93 119ZM97 118H98V113H97ZM99 118H104L103 116L99 117ZM12 119V118H11ZM10 119V120H11ZM20 119V118H19ZM18 119V120H19ZM26 119V118H25ZM31 119V118H30ZM44 119V118H43ZM101 119V120H102ZM122 119V118H121ZM54 120V119H53ZM98 120V119H97ZM3 121V120H2ZM14 121V120H12ZM119 121L117 122L115 120V122L119 123ZM152 121V122H150ZM7 122V121H6ZM17 122V121H16ZM35 122V121H34ZM43 122V121H42ZM53 122V121H52ZM94 122V121H93ZM98 122V121H97ZM101 122V121H100ZM114 122V123H115ZM113 123V121H112ZM54 124V123H53ZM98 124V123H96ZM1 125V124H0ZM5 125V124H4ZM55 125V124H54ZM92 127L93 124L91 123ZM26 126V125H25ZM24 126V127H25ZM38 126V125H37ZM53 126V125H51ZM50 126V127H51ZM180 126V127H179ZM2 127V126H1ZM12 127V126H11ZM40 127V126H39ZM42 127V126H41ZM40 127V128H41ZM91 127V128H92ZM179 127V128H178ZM182 127V129H181ZM8 128V127H7ZM19 128V127H18ZM47 128V127H46ZM53 128V127H52ZM49 129V133L48 135H50V138L45 139L44 135L41 132H35V138L34 136L31 137V139H26L27 141H25V135L22 139H24L23 141H20L22 143H26L29 142L28 140L32 141V143H34L36 145L35 148H38L37 150L43 151L45 149L49 150V155L50 153L52 154H57L59 152V148L61 147L62 144H60L58 146V143L60 141L61 138V134L63 131L60 132V130H54L57 129L56 127ZM90 128V129H91ZM97 126L95 127L96 130ZM16 129V128H15ZM28 129V128H27ZM179 129V131H178ZM181 129V131H180ZM9 130V129H8ZM39 130V129H38ZM36 130V131H38ZM119 131V130H118ZM16 132V131H14ZM43 132V131H42ZM114 132V131H113ZM1 133V132H0ZM21 133V132H20ZM18 134L19 136H21L22 134ZM24 134H26V136L28 137L30 135V133L27 132H22ZM97 133V132H96ZM95 133V134H96ZM116 133V132H115ZM65 134V133H64ZM67 134V133H66ZM107 134V133H106ZM114 134V133H113ZM69 135V134H68ZM115 135V134H114ZM16 136V134H15ZM66 136V135H65ZM110 136V135H109ZM113 136V135H112ZM26 137V138H27ZM111 137V136H110ZM14 138V137H13ZM65 138V137H64ZM12 139V138H11ZM21 139V140H22ZM110 139V138H109ZM72 140V139H71ZM63 143V145H65V140H61ZM111 141V140H110ZM113 141V140H112ZM17 143V141H15ZM128 142V141H127ZM123 143V141L117 139L115 141V144H120ZM126 143V142H125ZM124 143V144H125ZM127 144V143H126ZM27 145V144H26ZM69 145V144H68ZM18 146V145H17ZM22 146V145H21ZM71 146V145H70ZM11 147V146H10ZM9 147V149H10ZM31 147V146H30ZM68 147V146H67ZM5 148V147H4ZM22 148V147H21ZM20 148V149H21ZM27 148V147H26ZM26 148L24 150H26ZM70 148V147H69ZM73 148V146H72ZM61 149V148H60ZM12 150V149H11ZM22 150V149H21ZM29 150V147H28ZM46 150V151H47ZM71 150V149H70ZM123 151L125 152V154L127 153V148H124ZM8 152V151H7ZM31 152V151H30ZM34 152V151H33ZM75 152V151H74ZM2 153V151H1ZM28 153V152H27ZM30 154V153H29ZM68 154V153H67ZM21 155V154H19ZM28 155V154H27ZM11 156H16L18 157L15 153L14 155ZM24 156V155H23ZM122 156V157H124ZM30 157V156H29ZM32 157V156H31ZM30 157V158H31ZM63 159L65 156H62ZM68 158V156H66ZM13 158V157H12ZM15 158V157H14ZM14 158L12 159V161L14 160ZM26 158V157H25ZM29 161L33 158L30 159ZM43 158V157H42ZM77 158V157H76ZM112 158V157H109ZM1 159V158H0ZM5 159V158H4ZM18 159V158H17ZM17 159H15L17 161ZM61 159V157H60ZM62 159V160H63ZM28 160V159H27ZM66 160V159H65ZM1 161V160H0ZM4 161V160H3ZM9 160H7L8 162ZM25 161V159H24ZM6 162V161H5ZM14 162V161H13ZM40 162H42L40 160ZM39 162V163H40ZM58 162V161H57ZM61 162V161H60ZM59 162V164H60ZM112 162V160H111ZM114 162V161H113ZM9 163V162H8ZM17 163V162H16ZM22 163V162H21ZM33 163L34 160H33ZM37 163V161H36ZM72 163V162H71ZM109 163V162H108ZM115 163V162H114ZM46 164V163H45ZM113 164V163H111ZM119 164V163H118ZM121 164V163H120ZM125 164V165H126ZM129 164V163H128ZM131 164V163H130ZM11 166V164H9ZM25 165V163H24ZM27 165V164H26ZM39 165V164H38ZM61 165V164H60ZM107 165V163H106ZM116 165V163L114 164V166ZM3 166V165H2ZM17 164H15L16 168ZM21 166V165H20ZM111 166V165H110ZM118 166V165H117ZM128 165L125 166V168H130L127 167ZM130 166V165H129ZM12 167V166H11ZM19 167V166H18ZM25 167V166H24ZM32 167V166H31ZM57 167V166H56ZM124 168V166H121ZM160 168V171H157L155 169ZM117 168V167H116ZM18 169V168H17ZM22 169H23V164H22ZM21 167L19 170H22ZM26 169V168H24ZM28 169V168H27ZM26 169V170H27ZM83 169V168H82ZM81 169V170H82ZM109 169V168H108ZM107 169V170H108ZM120 169V170H121ZM16 169H13V171H15ZM17 170V171H19ZM24 171V170H23ZM76 171V170H75ZM163 171V172H162ZM22 172V171H21ZM25 172V171H24ZM112 172V171H110ZM127 173V171H125ZM19 173V172H17ZM80 173V172H79ZM6 174V173H5ZM25 174V173H24ZM40 174V173H39ZM81 174V173H80ZM109 174V173H107ZM18 175V174H17ZM178 175H180V177H177ZM26 176V175H25ZM80 176V175H79ZM82 176V175H81ZM2 177V176H1ZM77 177V176H76ZM107 177V178H108ZM160 177V178H159ZM26 178V177H25ZM1 179V178H0ZM2 180V179H1ZM24 180V179H23ZM29 181V180H28ZM3 182V181H1ZM23 182V181H22ZM22 184V183H21ZM30 184L27 183V185ZM133 184L137 185L138 189L135 190L133 189ZM3 184L1 183V186ZM44 185V184H43ZM25 186V185H23ZM30 186V185H29ZM28 186V189H29ZM35 187V186H34ZM228 187V188H227ZM7 188V187H6ZM26 188V186H25ZM105 188V187H104ZM136 188V187H135ZM1 189V187H0ZM17 189V188H16ZM21 190V188H19ZM229 190H233L234 195L232 197H229ZM27 190V189H26ZM25 190V191H26ZM30 190V189H29ZM38 190V189H37ZM42 190V189H41ZM53 190V189H52ZM152 190V191H151ZM199 190V189H198ZM51 192V191H50ZM72 196L73 193L71 191H69ZM68 192V194H70ZM74 192V191H73ZM81 192V191H80ZM101 191H99L100 193ZM105 192V191H104ZM196 192V191H195ZM5 193V192H4ZM16 193V192H15ZM23 193V192H22ZM26 193V192H25ZM54 193V192H52ZM78 193V192H77ZM88 193V192H87ZM197 193V192H196ZM232 193V192H231ZM19 194V193H18ZM32 194V192H31ZM70 194V195H71ZM105 194V193H104ZM21 195V194H19ZM26 195V194H25ZM50 195V194H49ZM76 195V194H75ZM191 195V194H190ZM14 196V195H11ZM10 196V199L13 198ZM32 196V195H31ZM105 196V195H104ZM82 197V196H81ZM97 197V196H96ZM99 197V196H98ZM22 198V197H20ZM35 198V196H34ZM38 198V197H37ZM76 199L79 198L75 197ZM189 198V197H187ZM3 199V198H2ZM9 199V198H8ZM19 199V198H18ZM23 199V198H22ZM28 199H30L28 197ZM73 199V198H72ZM89 199V198H88ZM26 200V199H25ZM37 200V199H36ZM74 200V199H73ZM99 201V199H97ZM96 200V202H97ZM101 200V199H100ZM13 201V200H12ZM77 200H75L76 202ZM80 201V200H79ZM231 201L232 204H230L229 202ZM23 202V201H22ZM35 202V201H34ZM102 202V200L100 201ZM104 202V200H103ZM108 202V203H107ZM57 203V202H56ZM61 204V203H60ZM105 204V203H104ZM103 204V205H104ZM186 204V203H185ZM98 205V204H97ZM100 205V204H99ZM224 205V206H223ZM25 206V205H24ZM28 206V205H27ZM44 206V205H43ZM12 203L10 201H8L6 198H4L3 200H0V244H2L9 236L7 235V233L4 235V231H9L7 230H2V225L4 223H7L11 220H13L15 214H18L17 211L12 208ZM57 207V206H56ZM235 210L238 211V214H234L233 216H230V211L231 210ZM52 208V207H51ZM26 209V208H25ZM24 208H22V212L23 215L26 216L27 212ZM172 209V208H171ZM31 210V209H30ZM71 210V209H70ZM102 210V211H103ZM205 210V209H204ZM19 211V209H18ZM48 211V210H47ZM47 211H45L47 213ZM21 212V210L19 211V213ZM39 212V211H38ZM31 213V212H30ZM99 213V212H98ZM206 213V212H205ZM49 214V213H48ZM47 214V215H48ZM36 215V214H34ZM33 215V216H34ZM177 215V214H176ZM175 215V217H176ZM22 216V215H21ZM31 216V215H29ZM20 217V215H19ZM32 217V216H31ZM167 217V220L164 218ZM220 217H223L222 219H220ZM21 219V218H20ZM176 219V218H175ZM206 219V218H205ZM23 220V219H22ZM229 221L231 220V222H224V221ZM78 221V220H77ZM35 221L32 220V225ZM69 222V221H68ZM92 222V221H91ZM175 222V221H174ZM14 223V222H13ZM12 223V224H13ZM67 223V222H66ZM31 224V223H30ZM91 224V223H90ZM83 225V224H82ZM7 226V225H6ZM14 226V225H13ZM25 227V226H24ZM67 227V226H66ZM81 227V226H80ZM10 228H12L10 226ZM9 228V229H10ZM69 228V226H68ZM68 228H66L68 232ZM219 228V229H217ZM243 228V229H242ZM5 229V228H3ZM82 229H84L82 227ZM20 230V229H19ZM19 230H17V228H12L9 231L11 233H18ZM81 230V228H80ZM237 230V231H236ZM21 231V230H20ZM64 231V232H65ZM70 231V230H69ZM84 231V230H81ZM170 231V230H169ZM61 233V231H60ZM82 235L81 238H85L82 237L83 233L80 232ZM86 236V230L84 231ZM22 234V233H21ZM20 234V236H21ZM41 234V232H40ZM63 234V233H62ZM70 234V233H69ZM166 234V233H165ZM164 234V235H165ZM171 234V233H170ZM11 235V234H10ZM15 234H12V238H14ZM19 235V234H18ZM18 235H15V237H18ZM25 235V234H23ZM33 235V234H32ZM38 236V235H37ZM67 236V235H66ZM168 236V235H167ZM24 237V236H23ZM63 237V236H62ZM69 237V236H68ZM79 237V234H78ZM77 237V238H78ZM171 237V236H170ZM80 238V237H79ZM135 238V239H136ZM220 238V237H219ZM164 239V238H162ZM17 240V239H16ZM36 240V239H35ZM72 240V239H71ZM80 241V240H79ZM125 241V242H122ZM161 241V239H160ZM30 242V241H29ZM46 242L49 243V240H47ZM45 242V244H46ZM19 243V242H18ZM67 243V242H66ZM221 243V244H222ZM10 244V243H9ZM8 244V245H9ZM12 244V243H11ZM9 245L12 247V245ZM43 244V243H41ZM50 244V243H49ZM76 244V243H75ZM161 244V243H160ZM26 245V243H25ZM54 245V244H53ZM78 245V244H77ZM136 245V244H135ZM138 245V244H137ZM148 245V247H149ZM29 246V245H28ZM26 246V247H28ZM32 246V245H31ZM47 246V245H46ZM126 246V247H125ZM155 246V245H154ZM218 246V245H217ZM221 249H222V245H220ZM6 247V246H5ZM18 247V245H17ZM15 247V248H17ZM137 248V246H135ZM147 247V248H148ZM151 247V246H150ZM159 247V246H158ZM9 248V247H8ZM14 248V247H13ZM50 248V247H48ZM157 248V247H155ZM4 249V248H3ZM12 249V248H11ZM18 249V248H17ZM32 249V248H31ZM143 249V248H142ZM154 249V248H153ZM161 249V248H160ZM9 250V249H8ZM148 250V249H147ZM159 250V249H158ZM156 252H159V251ZM223 250V249H222ZM50 251V250H49ZM129 251V249H128ZM144 251V250H143ZM151 252V249H150ZM162 252V251H161ZM160 252V254H161ZM221 252V251H220ZM245 252V251H244ZM14 252H12L13 255ZM46 253V252H45ZM146 253V251H145ZM16 254V253H15ZM154 254V252H153ZM245 254V253H244ZM58 255V252L55 251L54 247L53 249L49 252V254L44 255L43 257L41 256H35L34 259H30V260H24L23 264H53L54 263V257H56ZM82 255V254H81ZM143 255V254H142ZM146 255V254H144ZM143 255V257H144ZM11 256V255H10ZM24 256V255H23ZM27 256V255H26ZM29 256V255H28ZM113 256V257H112ZM155 256V255H154ZM159 255L157 254V257ZM162 256V255H161ZM248 256V255H247ZM38 257H41L38 258ZM60 257V256H59ZM76 257V256H75ZM131 257L134 259H131ZM147 257V256H146ZM145 257V258H146ZM151 257V256H150ZM148 258V257H147ZM146 258V259H147ZM159 258V257H158ZM11 259V258H10ZM9 259V260H10ZM92 259V258H91ZM90 259V260H91ZM240 259V258H239ZM87 260V259H86ZM89 260V261H90ZM113 260V261H114ZM136 260V261H135ZM139 260V259H138ZM152 258L150 259L151 262ZM227 260V259H226ZM4 261V260H3ZM61 261V259H60ZM76 261V260H75ZM74 261V262H75ZM82 261V260H80ZM92 261V260H91ZM156 261V260H155ZM154 261V263H155ZM159 261V260H158ZM161 261V260H160ZM2 262V261H1ZM85 262V261H84ZM228 262V260H227ZM264 262V261H263ZM78 263L79 260H78ZM158 263V262H157ZM3 264V263H2ZM6 264V263H5ZM10 264V263H9ZM94 264V263H93ZM147 264V263H146ZM240 264V263H239Z\"/></svg>",
	"mask_w": 264,
	"mask_h": 264
},
{
	"label": "crops",
	"instance_id": "3",
	"mask_svg": "<svg viewBox=\"0 0 264 264\" xmlns=\"http://www.w3.org/2000/svg\"><path fill=\"white\" fill-rule=\"evenodd\" d=\"M62 14V17H61V15H59L60 17H59V19H58V22L60 23H58V25H61L62 24V27L60 26H58L57 28H56V26H57V23H56V25H52V26H54V27H50V28H48L49 29V32L51 33V31H52V33L51 34H49V32H48V29L47 30H44L43 32H40L39 33V35H41L42 33H43V36H39L38 38H40V39H43L44 37H46V38H44L45 39V42H44V48H43V41H44V39H43V41L41 40H38V42H41V45L40 44H36V42L35 41H33V43H31L30 44V40H28L27 39V37H25V39L26 40H28V41H26L28 44L26 45L27 47H28V45H32L31 47L32 48H27V50H26V52H27V54H28V56H27V54H26V52L25 53H23V55H22V60L25 62V60H27V61H29V60H32V61H34L35 59V63H36V65H37V67H39V66H41V72H42V75L41 74H37L39 71H38V68H37V72H36V74L39 76H37L39 79H41V84H43L44 82H45V78H46V76H47V73H50V75H51V81H53V83L55 82V79H56V76L58 75V73H59V75L61 76L62 75V79L64 78V73L65 74H69V67L64 63V62H62V61H60V59H59V56H60V58L62 57V58H67L68 56H70V53L68 52L69 51V48H68V39H67V37H66V39L64 38V37H62V31H60L61 30V28L62 29H64V27H63V21H64V18H65V15L63 14V13H61ZM63 15H64V17H63ZM60 20V21H59ZM12 24H14V23H12ZM11 24V29H12V27L15 29V28H18V24H15V25H12ZM4 26H5V24H4ZM54 28H56L55 30L58 32H56L55 30H54ZM50 29H51V31H50ZM13 30V29H12ZM2 31H3V34L5 35L6 33H5V30H4V28H2ZM56 32V34H57V36H56V34H54ZM12 33V32H11ZM14 33H16V32H14ZM31 33V32H30ZM38 33V30H37V32H34V34L36 35ZM65 33V32H64ZM77 33H79V31L77 30ZM45 34H47V35H45ZM66 34V33H65ZM49 35V37H47ZM53 35H55L54 37H57L58 39H54L52 36ZM51 36V37H50ZM79 36V35H78ZM48 38H49V40H48ZM50 38H53L52 39V41H51V44L49 43L50 42ZM61 38V39H60ZM80 38V37H79ZM65 41H64V40ZM14 40H15V38H14ZM48 40V41H47ZM63 40V41H62ZM46 41H47V43H46ZM56 41V43H54ZM3 42V35L1 34V36H0V47H1V50H0V65H1V63L3 64V66L2 67H0V75H1V73H2V75L4 76V78H8V77H11V80L12 81H15V80H13V78L15 77V73H13V71H11V69L13 68V66H12V63L10 62V61H12L13 59H19V53H20V47H21V45H22V40L20 39L19 41H18V39H17V41H13L12 43H6L7 45H6V48H4L5 47V45H4V47L2 48V43ZM4 42H5V40H4ZM31 42H32V40H31ZM58 42V43H57ZM61 44H60V43ZM64 42V43H63ZM35 43V44H34ZM38 46V45H40V46H38V47H34V46ZM50 46L49 47V49H47L48 47H46V46ZM67 45V48L65 47ZM29 46V47H30ZM59 46H61V47H59ZM8 47V48H7ZM46 47V48H45ZM33 48L35 49H37V51H34L33 50ZM58 48V49H57ZM66 48V50H64V49ZM3 49V50H2ZM7 49H9V51L7 50ZM16 49V50H15ZM29 49H31V52L30 51H28ZM35 49V50H36ZM55 49V50H54ZM60 49V50H59ZM64 50L65 52H63L62 54H61V50ZM67 49H68V51H67ZM32 50H33V52H35V54L32 52ZM45 50H47V51H45ZM50 50V51H49ZM5 51H6V53L8 52V54H5ZM56 51H58L57 53H56ZM61 51V52H60ZM37 52V53H36ZM45 52V53H44ZM4 53V54H3ZM36 55V57H33L34 55ZM39 53V54H38ZM47 53L49 54L48 56H46L47 55ZM53 53H54V55H53ZM67 53V54H66ZM46 54V55H45ZM57 54H58V56H57ZM66 54V55H65ZM8 55V56H7ZM24 55H26V56H24ZM32 55V56H31ZM6 56L7 57H9V61L6 59ZM42 56V57H41ZM54 56V57H53ZM24 57H26V59L24 60L23 58ZM30 57V58H29ZM47 57H49V58H51L50 60H49V58H48V60H46L47 59ZM29 58V59H28ZM52 58H54V60L52 59ZM58 58V59H57ZM2 59V60H1ZM37 59H40V60H38L37 61ZM43 59V61H45V62H43V61H41ZM57 60V61H56ZM8 61V62H7ZM52 61V62H51ZM59 61H60V63H59ZM7 63H10V64H7ZM54 63V64H53ZM57 65V69H55L56 68V65ZM9 65V66H8ZM39 65V66H38ZM51 65H54V66H51ZM45 66V67H44ZM11 69H10V68ZM52 69H51V68ZM63 67V68H62ZM44 68H45V70H44ZM54 68V69H53ZM42 69H43V71H42ZM50 69H51V71H50ZM13 70H14V68H13ZM10 71L12 72V73H10ZM44 71H47V72H45V74H44ZM62 71H64V72H62ZM15 72V71H14ZM40 72V73H41ZM5 75H7V76H5ZM14 77H13V76ZM45 75V76H44ZM43 77V78H42ZM15 79V78H14ZM53 92H52V89H51V93L50 92H48V94L45 96V95H40V96H38L39 98V101L37 102V105H38V107H42V102L40 101V100H45V99H48V100H56V97L54 96V94L56 95V93L57 92H60V91H63V88H62V86L59 88V89H56V88H53ZM46 94V93H45ZM47 97H49V98H47ZM43 98V99H42ZM39 102H40V104H39ZM69 111H65V113H68ZM51 113V112H50ZM53 121V122H52ZM53 123H55L54 122V120H53V114L51 113V118H50V121H49V124H48V126H47V128H45V129H50V128H54V127H56L57 128V126H55ZM51 125H53V126H51ZM51 126V127H50ZM38 129H42L43 127H39V126H36ZM53 128H52V130H53ZM25 130V129H24ZM54 130H56V129H54ZM25 132H27V133H29L27 130L25 131ZM24 134V133H23ZM25 135V141H27L26 139H31L29 136L27 137L26 136V134H24ZM27 137V138H26ZM22 139V138H21ZM24 139H22L21 141H23ZM28 141H30V140H28Z\"/></svg>",
	"mask_w": 264,
	"mask_h": 264
}]
</instances>
